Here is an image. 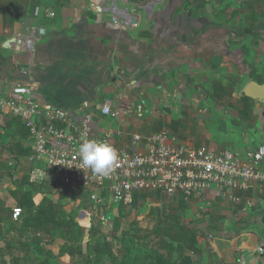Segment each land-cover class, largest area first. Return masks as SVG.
<instances>
[{"label":"crops","instance_id":"0c3cea01","mask_svg":"<svg viewBox=\"0 0 264 264\" xmlns=\"http://www.w3.org/2000/svg\"><path fill=\"white\" fill-rule=\"evenodd\" d=\"M97 2L0 0V97L13 85L32 84L43 117L62 109L80 121L91 111L94 132L121 149L132 145L134 134L161 130L213 151H244L264 142V104L253 102L248 118H241L233 108L241 92L230 103L236 121L208 106L233 96L225 92L240 76L252 80L245 76L250 68L240 51L229 47V31L222 32L211 19L172 14L159 5H152L151 13L128 14V25L118 28L95 7ZM142 3L136 5L138 11L145 10ZM27 43H32L31 51ZM119 95L125 97L119 117L101 115L106 104L118 107ZM28 136L20 120L0 115L3 208H9L11 192L23 188L32 169ZM184 204L220 210L223 220L239 218L232 236L213 240L221 264H264V185L253 184L236 205L209 191Z\"/></svg>","mask_w":264,"mask_h":264},{"label":"rangeland","instance_id":"374dc122","mask_svg":"<svg viewBox=\"0 0 264 264\" xmlns=\"http://www.w3.org/2000/svg\"><path fill=\"white\" fill-rule=\"evenodd\" d=\"M96 2L98 0H95ZM99 2V1H98ZM95 3L99 11L111 16V0L104 4ZM103 2V1H102ZM101 2V3H102ZM117 8L127 7L130 13H151V3L160 6L161 11L178 13L187 12L184 0H145L141 5L145 10L138 11V2L132 0H115ZM98 4V5H97ZM48 4L46 11L52 7ZM97 5V6H96ZM194 16L211 19L222 32L228 33L229 47L239 50L244 62L254 76L264 75V0H205ZM239 23L247 27V31L239 27ZM232 29V30H231ZM250 30V31H249ZM250 79L240 76L232 83L233 96L228 99L210 101L209 109H220L229 121H236V113L230 109V103L240 97L242 89ZM214 102V103H213ZM224 111L229 112V114ZM17 177V176H16ZM7 189L9 182L3 179ZM16 180H18L16 178ZM22 190L37 195L40 201L52 199L67 214L81 208L89 209L90 195L73 191L67 185L50 182L44 185H30L27 182ZM74 194H76L74 196ZM102 197V215L106 220L92 219L85 215L76 222L77 229H83L81 239L65 242L62 234L57 231L50 236H34L20 227L18 220L14 225H0V255L6 264L18 259L19 264H40L48 259L54 264H82L79 255L70 256L62 250L78 241L84 244L101 245L104 241L113 246L114 256L118 261L123 256L138 258V264H221L215 257L213 240L232 236L239 218L223 220L220 210L200 207L199 205H181L176 199H170L156 192H142L133 197L129 203H115L108 196ZM8 200V197L6 196ZM9 209L18 208L15 201H10ZM173 223V225H172ZM237 225H236V224ZM81 227H80V226ZM84 227V228H82ZM181 227L195 238L194 247L184 252L177 248V243L167 235L169 229ZM96 233L92 240L90 235Z\"/></svg>","mask_w":264,"mask_h":264},{"label":"built area","instance_id":"2783aa9c","mask_svg":"<svg viewBox=\"0 0 264 264\" xmlns=\"http://www.w3.org/2000/svg\"><path fill=\"white\" fill-rule=\"evenodd\" d=\"M111 23L123 28L128 20L114 13ZM26 47L31 51L32 43ZM22 73L26 75L25 70ZM118 102L114 110L104 105L101 115L117 119L123 111L125 97L119 95ZM0 115L20 120L28 131L31 145L28 161L32 166L27 174L28 184L58 182L73 191L90 193V208L78 211V224V219L85 215L90 223L92 219L106 220L102 215L101 195L115 203H129L135 194L142 192L161 193L170 199L182 196L188 201L209 191L225 196L236 205L253 184L264 185L261 165L264 142L244 151H213L203 146L193 147L169 131L161 130L147 136L134 134L132 145L121 149L111 138L94 132L91 111L87 110L80 121L72 120L62 109L43 117L34 99L32 84L13 85L6 97H0ZM93 139L111 144L118 152L119 159L108 176L83 168L78 158L80 144ZM248 206V203L244 205L243 213ZM19 217V209L13 208L12 221Z\"/></svg>","mask_w":264,"mask_h":264},{"label":"trees","instance_id":"16d2710c","mask_svg":"<svg viewBox=\"0 0 264 264\" xmlns=\"http://www.w3.org/2000/svg\"><path fill=\"white\" fill-rule=\"evenodd\" d=\"M132 1L141 3L145 0ZM204 2L205 0H184V7L187 10V15L192 16L194 13H196L197 9H199L204 4ZM239 27L247 31V27L241 23H239ZM244 73L245 76L250 77L257 83H264V75L256 78L250 69L245 70ZM227 89L229 92L225 93L233 92L231 87H227ZM252 107L253 102L250 99L245 98L243 95L237 99L233 105V108L237 111L238 115L244 119L248 118ZM79 192L84 194L89 193L88 191L78 190L76 194ZM76 194H74V196ZM89 195L90 193L88 194V198ZM137 195L140 194H135L133 197H136ZM11 198L16 202V206L20 211L18 224L20 227L24 228L25 231L31 232L34 236L42 237L50 236L51 234L59 231L62 234L63 240L65 242H71L75 238L81 239L84 230L81 228L77 229L76 227V212L67 214L63 211L62 207L52 199L40 201L37 195L33 196L30 191H24L22 189L11 192ZM178 198L176 201L180 200L179 203L186 206L184 204L185 200L183 197L179 196ZM0 223H2L5 227L14 225V221L11 219V210L9 208H3L2 205H0ZM238 233L239 231L236 232V234ZM167 236L175 241L178 245L177 248L184 253L186 250L192 249L194 247V236L188 234L181 227H177L174 230L173 228L169 229ZM95 237L96 233L90 235L92 240ZM113 246L117 247L115 243L111 245L106 241H104L101 245H92L90 243L82 245L81 242L78 241L72 245H68L62 251L63 253L68 251V255L70 256L79 255V260L82 261V264H138V258H132L126 255L123 256L120 261H118L114 256L112 250ZM186 261V264H189L188 258H186ZM0 264H6L5 261L2 260V255H0ZM12 264H19L18 259H14ZM40 264L54 263H50L48 259H45ZM160 264L165 263L161 262Z\"/></svg>","mask_w":264,"mask_h":264},{"label":"clouds","instance_id":"9594fccd","mask_svg":"<svg viewBox=\"0 0 264 264\" xmlns=\"http://www.w3.org/2000/svg\"><path fill=\"white\" fill-rule=\"evenodd\" d=\"M77 155L83 168L99 176L110 175L119 159L111 144L94 139L81 143Z\"/></svg>","mask_w":264,"mask_h":264},{"label":"water","instance_id":"95a60500","mask_svg":"<svg viewBox=\"0 0 264 264\" xmlns=\"http://www.w3.org/2000/svg\"><path fill=\"white\" fill-rule=\"evenodd\" d=\"M151 3V7H152ZM242 95L245 98L250 99L252 102L264 104V83H257L254 80H250L243 88Z\"/></svg>","mask_w":264,"mask_h":264},{"label":"bare ground","instance_id":"6f19581e","mask_svg":"<svg viewBox=\"0 0 264 264\" xmlns=\"http://www.w3.org/2000/svg\"><path fill=\"white\" fill-rule=\"evenodd\" d=\"M110 10L112 12H114L115 14H119V15L123 16L127 20L129 19L128 13L125 10H123V9L117 8L115 3H113V1H112V6H111Z\"/></svg>","mask_w":264,"mask_h":264}]
</instances>
